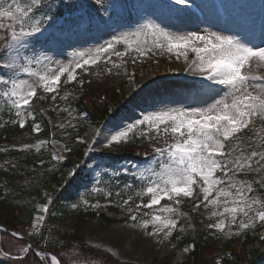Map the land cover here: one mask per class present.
<instances>
[{"label": "snow or ice", "instance_id": "snow-or-ice-1", "mask_svg": "<svg viewBox=\"0 0 264 264\" xmlns=\"http://www.w3.org/2000/svg\"><path fill=\"white\" fill-rule=\"evenodd\" d=\"M94 3L103 12L107 11L100 0H94ZM189 4L190 0H170L169 7ZM56 7L55 0H0V33H3L0 35V41H3L0 44V106L18 118L13 123L23 128L26 123L24 113L34 115L30 108L38 89L54 93L62 76L66 74L67 82H72L76 79L77 69L97 65L101 58L113 63L111 56L123 57L129 50L146 57L149 53L155 54V48L166 49L177 59L182 56L187 61L191 52L195 58L185 71L191 70L207 82H197L198 90L221 92L222 95L212 103L198 107L161 105L110 132L107 139L108 145L142 139L151 149L150 154L145 152L143 165L124 161L113 171V176L130 174L135 180L134 185L125 182V187L139 185L141 199L134 210L127 209L129 219L134 222L133 228L143 229L149 237L163 235L167 239L177 228L179 218L186 215L178 208L182 199L195 197L196 208L201 205L205 209L212 208L210 215L216 220L206 225L210 230L231 236L245 233L256 222L264 224V134L259 135V143L250 140L246 151L239 150V144L230 147L231 142L257 120L264 125V75L246 71L253 60L264 64V46H261L264 45V20L261 39L256 43L241 36L207 29L173 32L150 21L140 31L151 32L153 47L145 48L138 40L130 38L139 35L138 32L117 34L87 53L79 52L76 60L64 65L51 60L45 55L47 49L35 42L37 37H43ZM184 10L173 8L177 15ZM120 43L128 46L123 52L115 48ZM133 44H136L134 49ZM54 63L55 68L52 67ZM32 130L38 132L39 125ZM22 147L27 149L30 146ZM237 151L239 154L233 155ZM53 158L61 160L63 156ZM108 195L111 196V192ZM144 197H148L147 203L143 202ZM131 199L129 196L123 200V205H129ZM164 201L171 203H162ZM89 206L96 207V204ZM141 208L154 210V214L137 225L135 221ZM49 210L48 203L38 209L45 214ZM144 215L147 217L149 213ZM44 222L45 215H36L32 223L34 234L40 236L38 243L44 239L41 232ZM149 227L151 232H147ZM10 235L24 240L19 232L13 231ZM260 239L264 240V236ZM28 254L32 255L35 264H63L58 255L35 247L30 241L19 246L16 254L0 247V258L20 261L21 264L23 261L32 264ZM91 259L92 264H110L111 261L108 255ZM83 260L87 261L88 257Z\"/></svg>", "mask_w": 264, "mask_h": 264}, {"label": "trees", "instance_id": "trees-1", "mask_svg": "<svg viewBox=\"0 0 264 264\" xmlns=\"http://www.w3.org/2000/svg\"><path fill=\"white\" fill-rule=\"evenodd\" d=\"M100 3L106 6V12H103L94 0H68L67 3L65 0H55L57 7L53 9L51 23L47 26L43 37H37L35 42L46 43L52 36L57 35L70 43L79 32H95L102 29L109 19H131L133 15L130 13V6L138 5L139 0H100ZM60 19L62 22L58 24ZM112 61L113 63L103 62L95 67L80 69L77 73L78 83L61 86L59 93L65 90L68 94L65 106L61 107V98L58 99L57 96L52 99L47 95L40 99L52 118L55 139L62 141L67 149H70V159L63 162L53 161L50 169L52 153L47 143L51 128L48 120L42 118V114L38 113L36 108H34L32 122L23 128L13 123L12 119L0 122V144L4 145L0 146V224L10 231H15L19 225H30L37 205L44 202L43 193L51 191L50 210L46 214L45 227L42 229L44 245L51 252L52 250L67 251L63 241L76 239L74 242L78 243V247L75 250H79L76 255L79 262H83L84 257L92 260V257L110 255L99 248L85 244L83 237L78 233H74L71 237L60 235L53 228L56 222L73 214L79 216L85 213L90 216L98 214L105 223L125 220L129 215L128 207L119 204H109L107 208L102 207L86 212L71 209V206L79 199V192L90 182L89 174L82 171L83 166L86 165L85 163L92 162L94 166L112 169L114 165L124 161L138 164L143 162L139 157L126 151L117 156L96 155L87 159L84 156V144L77 141L89 123L101 125L113 111L118 110V114L126 113L135 104H143L140 98L141 93L131 97L121 94L127 82V62L118 61L117 58ZM134 69L138 71L137 66H134ZM102 94L107 96L106 100L101 98ZM87 99L92 105L91 108L84 102ZM111 104L114 107L113 111L109 108ZM34 123L41 125V130L37 134L32 133L31 126ZM259 127L261 130H258ZM260 134H264V125H261L258 120L231 143H238L239 150L246 151L250 140L255 139L259 143ZM38 138L45 143L39 147H33V142L38 141ZM137 142L147 143L142 139H138ZM23 145L30 147L24 149ZM233 154L238 155L239 151ZM68 168L73 169V174L61 176ZM1 177L5 179V184H1ZM247 178L254 179V177ZM255 187L259 188V185ZM190 202H192L190 198H184L178 206L179 211L186 215L179 218L178 223L182 228L175 231L173 240L177 242V247L192 245L193 249L191 255L179 264H264V240L256 234L248 233V230L231 239L222 238L206 227L208 223H214L216 219L210 215L211 210L208 212V209L202 205L199 209L190 208L188 206ZM16 210L18 215L15 214ZM141 211L151 210L142 209ZM258 227L264 228V224L259 223ZM1 233L0 246L5 247L3 239L10 235L3 231ZM239 239L243 241L241 249L237 251L231 243ZM18 243L25 244V241L18 240ZM213 252H217V255ZM30 256L35 262L31 254ZM63 264L71 263L64 260ZM110 264L127 263H120L111 257ZM162 264H170V261L165 259Z\"/></svg>", "mask_w": 264, "mask_h": 264}, {"label": "rangeland", "instance_id": "rangeland-1", "mask_svg": "<svg viewBox=\"0 0 264 264\" xmlns=\"http://www.w3.org/2000/svg\"><path fill=\"white\" fill-rule=\"evenodd\" d=\"M8 2H11V0H8ZM203 3L205 5L204 7L202 5ZM169 4L170 0H143L139 19L134 20L133 22H126L116 18L108 25V28L99 34L81 32L75 35L70 43L65 42L61 37L55 35L52 36L48 42L41 43L40 46L43 49H47L45 55L51 60L58 61L64 65H67L70 61L76 60L79 52L84 51L87 53L90 49H94L95 46L111 40L112 36L117 34H131L138 32L139 35L131 36L130 38L138 40L143 47L149 48L153 47L154 37L151 32L140 30L150 21L160 24L161 27L170 28L173 32L179 33L207 29L209 31L222 32L228 35L241 36L244 37L245 40H251L253 43L258 42L261 39L262 22H260V19H264V8L261 7L264 5V0H190V4L187 6L172 5L169 7ZM145 6L149 7L146 8ZM177 7L185 10L177 15L176 12L173 11V8ZM219 10L223 11L222 15L219 14ZM190 16L196 18V22L193 21ZM4 23H8V21H4ZM213 23L215 25H213ZM2 34L3 33H0V35ZM0 44L2 43L0 42ZM135 47L136 44H133L132 48L134 49ZM115 48L117 51L123 52L128 46L124 43H120L115 45ZM153 51L155 54L149 53L146 57H140L137 52L132 50L127 51V53L132 54L134 59H137L139 63H142L143 66H140L138 71L131 72L121 94L130 97L132 94L135 93L134 95H136L139 91L143 90L141 92L143 104H135L132 109L126 113L118 114V112H116L115 115L110 116L101 125L95 126L89 123L85 127L84 133L78 138V141H81L85 146L84 156L86 154L85 157H88L87 159H91L92 156H96L97 154L120 155L124 150H128L129 148L126 147V144L128 143H114L108 145L107 139L110 138V132L116 130L118 127L130 124L132 121L139 119L142 114L148 113L164 104H168L169 106L186 105L191 107L207 105L222 95L221 92L212 93L208 90L202 92L198 90L197 82H207L202 81V78L198 75H194L191 70L185 71V69L188 68L189 62H192L195 58L193 53H188V60L186 61L182 56L177 59L175 55L169 54L166 49L161 50L153 48ZM112 57L113 56H111V58ZM255 61L256 60L250 62L246 71L253 75H264V70L254 66ZM100 62H105L104 58H101L98 64ZM52 67H56L55 63ZM62 79L66 84H70L76 80L67 82L66 74L61 77V80ZM38 91V96H40V94L44 96L48 94L42 89H38ZM56 92L52 94L57 95L58 99L61 98V107L65 106L68 94L65 90L58 94H56ZM38 102L39 99L37 97L35 102L32 103L35 105ZM67 106L69 107V104H67ZM30 111H32V108H30ZM4 115H7L8 119L12 118L13 121L18 119L14 114L10 115L6 108L0 106V122L7 119ZM24 116L26 118L25 125L32 122L33 116H28L27 112L24 113ZM80 117L83 118L81 115ZM36 125L39 124H34L33 127ZM254 128L256 129L257 126ZM39 129H41L40 126ZM101 129H103V131H100ZM258 130H261L260 127ZM38 132L32 131L34 134ZM40 141L42 140L38 138V141L35 140L32 146H41L43 143H38ZM60 142H55L54 145L57 148L52 146L50 149L52 153V161L49 162L50 169L52 163L59 161L53 157L55 155L64 156V153L67 152L64 143ZM237 144L238 143H231L230 147ZM143 147H149V145H143ZM143 147L141 148V155L145 156V148ZM136 152H138V149ZM85 164L86 165L83 166L82 171L89 174L90 182L88 186L84 187L79 192V199L77 200V203L71 206L72 210L86 212L87 210L98 208V201L95 199V195H104L111 197L112 199L115 198L117 199V203H120L121 205H123V200L131 196L132 199L127 206H131L133 210L135 209V205L141 199L138 195L139 185L135 187L124 186L125 182L128 185L135 184V180H133L130 174H123L119 177L113 176V171L119 168L121 164L114 165L112 169L94 166L92 162ZM140 164L143 165L144 163ZM71 173L72 170L68 168L61 174V176L66 177ZM123 178H127V180H122ZM102 181H104L103 184ZM109 192H111V196L108 195ZM196 192L197 194L199 193L198 188L196 189ZM51 193L52 192L45 193L44 203L37 205L32 223L36 215L45 214L42 211H38V209L49 201ZM117 193H119V195H117ZM200 198L202 200V196ZM147 199L148 197H144L143 202L147 203ZM92 204H96V207L89 206ZM210 210L212 211L211 207L208 209V212ZM152 214H154V211H149V215L145 217V215L141 214L139 211L135 223L139 225L143 219H150ZM215 220L216 219H214V222ZM133 223L134 222L129 219V215L124 221L108 225L104 224L98 217L87 215L79 218L75 214L71 218L56 223L54 228L55 231L65 237H71L74 233H78L83 237V242L85 244L103 250L120 263L162 264L163 260L167 259L170 261V264H179L190 255L192 245L177 248V242L173 240L174 232L181 227L179 223L177 228L167 239H165L163 235L149 237L143 229L139 227L133 228ZM258 224L259 222H256L252 228L248 229V233L251 232L258 237L264 236V228L260 229ZM151 231L152 228L149 227L147 232ZM1 232L2 231H0V241L2 240ZM18 232L28 239L38 237V235L34 234L35 229L32 228V225L27 228L19 227ZM216 234L225 239H231L233 236H237L235 234L229 236L218 231H216ZM116 239H121V241H127L129 239L132 240L134 244L132 247H128L126 251H124L125 247L123 245H117L115 243ZM75 240L76 239L71 238L68 242L63 241L67 246V251L52 250V252L46 249L47 247L42 241L44 245L43 250L50 254L58 255L63 263L64 260H67V262L71 264H92V260L90 259L83 262L78 261L76 255H78L79 250H75L78 247V243L74 242ZM3 242L5 247L2 248L13 254H16L19 246L23 245L18 243V240L11 236L5 237ZM241 242L242 240L238 241L235 248ZM185 249H187V251H185ZM28 260L32 261V264H35L30 254H28ZM0 264H21V262L0 258ZM22 264H28V261H23Z\"/></svg>", "mask_w": 264, "mask_h": 264}, {"label": "bare ground", "instance_id": "bare-ground-1", "mask_svg": "<svg viewBox=\"0 0 264 264\" xmlns=\"http://www.w3.org/2000/svg\"><path fill=\"white\" fill-rule=\"evenodd\" d=\"M203 5V7L205 6L204 5V3L202 4ZM190 18L191 19H193V21H195L196 22V18H194V17H192V16H190ZM213 25H215L214 23H213ZM254 66L256 67H258V68H261L262 70H264V64H261V63H259L258 61H255L254 62ZM187 76H188V74H187ZM115 243L118 245H123L124 247H125V250L124 251H126V249L128 248V247H132V245L134 244V242L132 241V240H127V241H121V239H116V241H115Z\"/></svg>", "mask_w": 264, "mask_h": 264}]
</instances>
